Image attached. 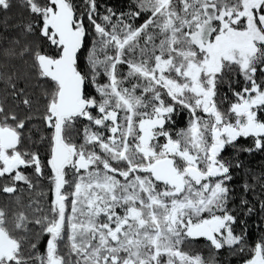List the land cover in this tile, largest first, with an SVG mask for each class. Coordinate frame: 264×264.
Here are the masks:
<instances>
[{
  "label": "snow or ice",
  "instance_id": "6c2138e0",
  "mask_svg": "<svg viewBox=\"0 0 264 264\" xmlns=\"http://www.w3.org/2000/svg\"><path fill=\"white\" fill-rule=\"evenodd\" d=\"M0 24V264H264V0Z\"/></svg>",
  "mask_w": 264,
  "mask_h": 264
},
{
  "label": "trees",
  "instance_id": "16d2710c",
  "mask_svg": "<svg viewBox=\"0 0 264 264\" xmlns=\"http://www.w3.org/2000/svg\"><path fill=\"white\" fill-rule=\"evenodd\" d=\"M105 3H108L114 7H123L125 5V3L127 2V0H104ZM15 16L18 17V13H14ZM3 29V25L0 24V32H2ZM260 163V158L257 157L252 161L253 165H259Z\"/></svg>",
  "mask_w": 264,
  "mask_h": 264
}]
</instances>
